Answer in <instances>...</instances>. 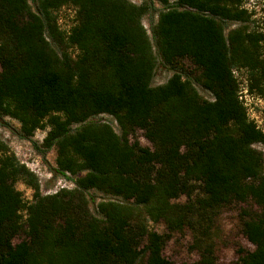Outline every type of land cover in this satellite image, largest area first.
<instances>
[{"label": "trees", "instance_id": "1", "mask_svg": "<svg viewBox=\"0 0 264 264\" xmlns=\"http://www.w3.org/2000/svg\"><path fill=\"white\" fill-rule=\"evenodd\" d=\"M246 1L0 0V123L16 120L24 139L46 129L34 147L53 148V171L73 184L43 194L0 142V264H173L163 250L183 229L199 254L183 264H216L215 221L232 204L245 205L239 227L254 246L237 247L238 263L264 264V131L235 75L264 96V31ZM158 58L172 75L155 85ZM90 190L106 196L95 212Z\"/></svg>", "mask_w": 264, "mask_h": 264}, {"label": "rangeland", "instance_id": "2", "mask_svg": "<svg viewBox=\"0 0 264 264\" xmlns=\"http://www.w3.org/2000/svg\"><path fill=\"white\" fill-rule=\"evenodd\" d=\"M134 3H140L143 0H131ZM31 2V0H30ZM158 8H161L157 4ZM244 7L253 13L250 25L253 27H260L264 31V0H247ZM57 23L59 27L65 31L74 23V9L71 6H64L56 11ZM157 14L146 15L143 18V24L147 29L148 34L152 38L151 26L155 23ZM237 26L236 23L228 24V28ZM153 42V40H152ZM156 52V48L154 46ZM159 60V58H158ZM172 71L163 66L159 60L155 75L153 78V84L164 83L170 76ZM235 75L240 82L239 98L243 101L247 108V113L251 119H253L258 127L264 131V96H257L253 93H249L246 90V73L244 71H236ZM198 92L204 98H211L209 92L204 90L200 85L194 83ZM94 119H102L104 121L111 122L114 129L118 131L116 122L108 115H101ZM8 125L0 123V142L7 145L10 151H12L21 163H24L29 169L35 168L37 170V176L40 181L41 191L43 194L53 193L61 188V186L70 188L72 182L63 176L55 173L53 168L55 167L56 152L52 148L43 157L38 150L34 147V142L40 143L45 136V130H36L31 139H24L19 137L17 129L19 123L11 118H5ZM137 137L140 143L144 146L151 147L149 141H147L140 130L137 131ZM256 147L264 152V145L258 144ZM17 189L22 191L23 197L26 200H31L32 190L22 182L16 184ZM90 198V209L95 212L96 202L106 198L105 195L100 192L90 190L88 192ZM94 198V201H92ZM184 201V197L180 199ZM243 204H232L227 208H224L217 217L215 224L217 227V236L215 238V254L216 264H239L237 261V247L241 246L245 249H253L254 246L246 239L241 233L239 227V213L240 208L244 207ZM150 227L157 232L165 231V226L162 222L153 223L150 222ZM19 239H16V241ZM192 237L188 229H183L181 232H175L172 238L166 243L163 250V255L173 264H183L185 262H193L199 259V254L196 251L190 250Z\"/></svg>", "mask_w": 264, "mask_h": 264}, {"label": "built area", "instance_id": "3", "mask_svg": "<svg viewBox=\"0 0 264 264\" xmlns=\"http://www.w3.org/2000/svg\"><path fill=\"white\" fill-rule=\"evenodd\" d=\"M175 0H170V2H174ZM30 170L32 171V172H34L35 174H37L38 172H37V170L35 169V168H30ZM73 185V184H72ZM61 187H64V186H61ZM55 192V191H54Z\"/></svg>", "mask_w": 264, "mask_h": 264}]
</instances>
